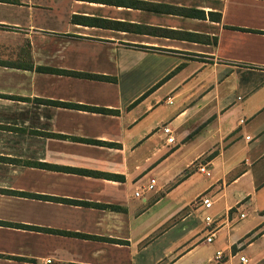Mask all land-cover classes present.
<instances>
[{"label": "crops", "instance_id": "obj_1", "mask_svg": "<svg viewBox=\"0 0 264 264\" xmlns=\"http://www.w3.org/2000/svg\"><path fill=\"white\" fill-rule=\"evenodd\" d=\"M0 264H264V0H0Z\"/></svg>", "mask_w": 264, "mask_h": 264}, {"label": "built area", "instance_id": "obj_2", "mask_svg": "<svg viewBox=\"0 0 264 264\" xmlns=\"http://www.w3.org/2000/svg\"><path fill=\"white\" fill-rule=\"evenodd\" d=\"M171 132L172 131L168 127H164L163 128V133H164V135L167 136L166 142H167L168 145H172L174 143V138L172 137ZM198 170L202 174H205L207 176L209 175V173L207 172V170L203 166H200L198 168ZM155 184H156L155 180L154 179H150L143 188L146 191H151L155 187ZM134 196L135 197H140L139 192H135ZM195 204L200 209L208 210L212 206V200L210 198L205 197V196H200L196 200ZM204 220H205V222L207 224H212V222H213L212 219L209 216H206ZM213 234H214L213 231H211V232L209 231V234L204 238V242H207V243L211 242V240L213 238ZM240 260L243 263L246 262V260L244 258H241Z\"/></svg>", "mask_w": 264, "mask_h": 264}, {"label": "trees", "instance_id": "obj_3", "mask_svg": "<svg viewBox=\"0 0 264 264\" xmlns=\"http://www.w3.org/2000/svg\"><path fill=\"white\" fill-rule=\"evenodd\" d=\"M80 75H82V74H80ZM84 76H88V75H84ZM88 77H94V76H88ZM96 78H100V77H96ZM90 109H92V108H90ZM96 110H98V109H96Z\"/></svg>", "mask_w": 264, "mask_h": 264}]
</instances>
